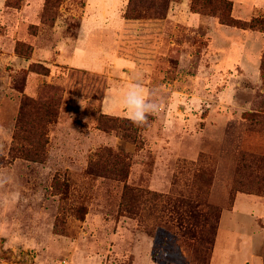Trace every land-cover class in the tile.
Instances as JSON below:
<instances>
[{"label": "rangeland", "instance_id": "374dc122", "mask_svg": "<svg viewBox=\"0 0 264 264\" xmlns=\"http://www.w3.org/2000/svg\"><path fill=\"white\" fill-rule=\"evenodd\" d=\"M5 1L0 264L264 255V169L246 171L249 155L264 156V32L220 24L201 0H166L165 16L144 19L124 18L128 0H59L47 23L46 0ZM231 1L237 19L264 16V0ZM136 82L159 105L144 126L122 103ZM43 96L57 101L54 116L19 119L22 100Z\"/></svg>", "mask_w": 264, "mask_h": 264}, {"label": "trees", "instance_id": "16d2710c", "mask_svg": "<svg viewBox=\"0 0 264 264\" xmlns=\"http://www.w3.org/2000/svg\"><path fill=\"white\" fill-rule=\"evenodd\" d=\"M24 0H6L5 1V8L16 10L20 8L21 3ZM59 0H46L45 6H44V14L41 15V20L45 21L47 23V15L46 11L48 13L53 14L51 10H53L55 3ZM161 3L156 2V0H150L147 2V0H128L126 4V8L124 10L123 16L125 19H144V18H150L155 17L159 18L160 16H165L166 11L168 9V2L166 0H160ZM197 0H193V3H195ZM206 4L207 6H210L213 8L214 11H217V16L219 18L220 24L229 26L236 29H241L245 31H255L259 30L264 32V16L263 17H253L248 21H244L241 19H237L233 16V2L231 0H201ZM147 3V4H146ZM146 4V5H145ZM52 15V16H53ZM51 16V23L54 22V16ZM15 52L18 56L24 57L27 59H31L29 57L28 52L23 53L19 50L18 47H16ZM32 55V54H31ZM261 69L264 70V47L261 54ZM37 64V63H31V65ZM54 93L56 94L59 92L57 88H53ZM46 93V92H43ZM44 97V98H43ZM43 100L41 99H25L21 102L20 112H19V119H22L26 114L29 116V120L33 124L39 123V119L43 117H52L54 116V108L58 104L55 100L51 98H45L43 96ZM246 160V159H245ZM244 160V163H245ZM247 166L246 169L247 173L250 169L252 171L258 170V169H264V156H256V155H249L247 159ZM251 176V174H250ZM250 187H243L240 189H237L235 192H241V193H248L251 194ZM232 206L235 201V196L231 198Z\"/></svg>", "mask_w": 264, "mask_h": 264}, {"label": "clouds", "instance_id": "9594fccd", "mask_svg": "<svg viewBox=\"0 0 264 264\" xmlns=\"http://www.w3.org/2000/svg\"><path fill=\"white\" fill-rule=\"evenodd\" d=\"M122 103L127 109L128 119L136 126L148 123L149 116L155 115L158 103L150 98L139 82L131 84L123 94Z\"/></svg>", "mask_w": 264, "mask_h": 264}, {"label": "crops", "instance_id": "0c3cea01", "mask_svg": "<svg viewBox=\"0 0 264 264\" xmlns=\"http://www.w3.org/2000/svg\"><path fill=\"white\" fill-rule=\"evenodd\" d=\"M126 5V4H125ZM84 17V16H83ZM83 17H82V19H81V21H80V25H79V34H80V30H81V27H82V24H83V22H82V20H83ZM193 20V21H192ZM196 20H201L200 18H194V17H192L191 15H188V16H186L185 17V21H184V23L185 24H188L190 27L191 26H197L198 25V23H196V22H198V21H196ZM126 21V23H124L125 25H124V27H127V24H129L128 23V21L127 20H125ZM125 30V29H124ZM126 30H127V28H126ZM245 32H253V31H245ZM78 34V35H79ZM264 47V46H263ZM262 53V52H261ZM35 54V53H34ZM2 55H3V53H2ZM33 56V55H32ZM260 58H261V56H260ZM32 60H33V58H32ZM31 60V61H32ZM256 221H257V225H258V230H257V232H263L264 233V221H263V219L262 218H256ZM219 225H220V222H219ZM260 230V231H259ZM219 232V231H218ZM260 248H261V250L264 248V245H261L260 244ZM251 259L253 260V262L255 263V264H264V255L263 254H260V253H257V252H255V254L253 253L252 255H251ZM252 262V264H254Z\"/></svg>", "mask_w": 264, "mask_h": 264}]
</instances>
